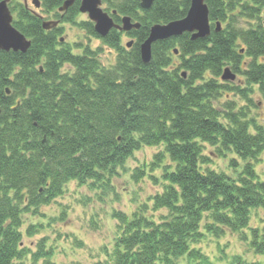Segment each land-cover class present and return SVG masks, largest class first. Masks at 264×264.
Here are the masks:
<instances>
[{
  "label": "trees",
  "instance_id": "16d2710c",
  "mask_svg": "<svg viewBox=\"0 0 264 264\" xmlns=\"http://www.w3.org/2000/svg\"><path fill=\"white\" fill-rule=\"evenodd\" d=\"M204 1L210 35L191 40L184 33L157 41L150 62L143 64L139 46L150 26L181 19L190 0H155L147 10L138 0H102L114 22L128 15L140 23L126 33L132 38L128 49L120 42L121 32L111 29L101 38L90 21L79 23L116 51L115 64L107 68L89 47L73 53L60 42V26L46 31L42 18L22 2L8 3L13 26L31 43L26 52L0 51V264L51 255L42 241L35 251L22 244V213H35L61 196L68 181L100 182L136 150L159 144L175 166L165 170L168 184L152 197V209L167 214L155 221L140 213L130 218L114 213L122 233L110 262L97 264H176L180 258L213 264L196 247L206 233L216 235L226 226L245 235L251 210H264V182L253 166L264 151V126L245 120L243 112L216 108L213 100L230 86L220 81L224 66L243 78V87L231 91L247 99L257 85L264 93V0ZM40 2L61 22L75 23L80 15L79 0L63 14L56 11L62 0ZM237 18L250 24L238 27ZM64 64L73 71L62 70ZM203 143L246 161L241 176L232 179L209 169ZM205 214L217 226L202 225ZM249 229L252 247L264 255V240ZM32 232L27 228V235Z\"/></svg>",
  "mask_w": 264,
  "mask_h": 264
},
{
  "label": "rangeland",
  "instance_id": "374dc122",
  "mask_svg": "<svg viewBox=\"0 0 264 264\" xmlns=\"http://www.w3.org/2000/svg\"><path fill=\"white\" fill-rule=\"evenodd\" d=\"M29 7H32L28 0ZM33 8V7H32ZM45 19H52L54 10L41 12ZM15 16V14H13ZM85 14L75 18V23L62 22L59 24L61 33L58 36L62 43L68 44L73 53H81L82 48L89 47L98 55V61L104 67L115 64L117 53L108 45L86 32L79 23L87 21ZM250 22L244 18H237V26L246 28ZM131 37L122 35L121 44L126 45ZM240 44L239 41L237 45ZM64 71L73 69L64 64ZM236 81L228 83L227 89L221 92L213 105L223 110L229 107L233 112L240 113L245 120L254 121L264 126V93L259 86L254 85L247 99L232 87H243V78L236 74ZM210 75L207 74L206 78ZM226 123L224 120H222ZM252 132V129H251ZM203 153L210 157L208 168L216 172H223L232 179H238L246 164L232 151L220 152L216 146L203 143ZM236 165L233 166L232 162ZM175 164L164 153V145L143 146L120 168L116 174L100 182L79 184L76 180L68 181L63 194L49 204L41 205L35 213L25 212L22 219V244L35 251L39 242L51 252L47 258L32 262L31 255H27L23 264H97L110 262L109 254L115 240L122 233L120 222L114 213H122L132 217L136 213L144 214L152 220H158L167 214L165 209H152V197L164 192L168 182L163 176L166 169L172 170ZM257 180L264 182V151L253 164ZM108 179V180H107ZM94 185V186H93ZM217 226L209 214H205L204 221ZM250 225L244 233L232 231L229 227L219 226L221 230L216 235L206 233L196 247L208 256L213 264H264V255L256 253L252 247L253 233L249 228L257 231L264 240V210H251ZM27 228H32V234L27 235ZM176 264H189L185 258L175 261ZM196 264V263H192Z\"/></svg>",
  "mask_w": 264,
  "mask_h": 264
},
{
  "label": "water",
  "instance_id": "95a60500",
  "mask_svg": "<svg viewBox=\"0 0 264 264\" xmlns=\"http://www.w3.org/2000/svg\"><path fill=\"white\" fill-rule=\"evenodd\" d=\"M9 0H0V50H13L25 52L30 41L25 38L12 25V16L7 7ZM27 5L26 0H23ZM154 0H140V7L148 9L151 7ZM35 7L39 6L38 0H32ZM73 0H65L58 8V11L66 10ZM101 0H80L79 12L86 14L90 21L94 22L93 29L101 37L107 35L111 28H116L121 31L137 29L138 23H132L130 17L124 16L121 18L120 24H115L112 18L103 11L100 7ZM58 21H44L42 27L50 29L56 26ZM184 32H191V38L206 37L210 33L208 9L203 0H190L186 15L179 19L170 21L166 24H154L150 27L147 38L140 44L139 51L141 59L147 63L151 57V44L157 40H164L174 36H180ZM128 46L130 43L127 44ZM222 79L233 80L234 75L228 68L224 69ZM8 92V90H7Z\"/></svg>",
  "mask_w": 264,
  "mask_h": 264
}]
</instances>
